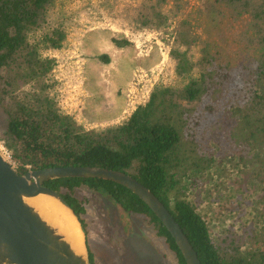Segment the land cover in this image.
<instances>
[{
  "label": "trees",
  "instance_id": "1",
  "mask_svg": "<svg viewBox=\"0 0 264 264\" xmlns=\"http://www.w3.org/2000/svg\"><path fill=\"white\" fill-rule=\"evenodd\" d=\"M71 1L0 0L1 134L17 171L99 167L126 173L166 206L202 264H264V225L215 238L203 215L205 194L216 193L218 206L229 201L234 210L264 216V0H202L209 24L229 33L224 42L197 34L188 0L126 3L122 27L162 33L170 44L173 82L163 77L120 123L91 130L66 112L64 85L55 75L58 54L86 14ZM113 43L130 45L126 39ZM101 59L110 63L108 56ZM46 186L79 219L86 210L76 192L83 187L128 215L148 217L178 264H186L168 230L129 189L99 179Z\"/></svg>",
  "mask_w": 264,
  "mask_h": 264
},
{
  "label": "rangeland",
  "instance_id": "2",
  "mask_svg": "<svg viewBox=\"0 0 264 264\" xmlns=\"http://www.w3.org/2000/svg\"><path fill=\"white\" fill-rule=\"evenodd\" d=\"M188 1L190 5L187 11L197 20V34L224 42L229 33L209 24L202 10V0ZM71 2L75 10L86 11V14L77 27L71 30L68 48L58 54L61 64L55 75L64 85L65 110L74 115L79 124L90 130L120 123L147 99L163 77L170 83L173 82L171 70L168 71L170 44L164 40L162 33L135 32L131 28L127 30V27L121 26L125 23L119 16H124L126 3L136 6L138 0ZM92 7L98 10H92ZM115 39H126L130 45L118 48L113 43ZM166 39L171 41L172 38L168 35ZM102 56H108L110 63L101 59ZM5 125L6 119L0 108V151L3 147L7 149L1 134ZM76 193L77 196L88 199L89 206L84 221L89 235L87 243L89 239L95 256L99 249L96 264H116L114 261L118 254L114 252V234H117V230L112 232L109 227L103 199L89 193L87 188H79ZM198 193L193 196H200ZM215 196L216 193L210 196L206 193V208H203V215L209 220L211 233L215 238H219L224 230L232 229L240 235H246L254 229L259 231L264 225V216L253 215L255 209L245 210V207H242L234 210L229 201L218 206ZM246 204L250 205L251 201L248 200ZM212 213L216 216L211 221L209 214ZM131 219L136 220L137 226L158 248L167 264H178L177 256L169 248L164 237L158 234L157 228L148 217L135 215ZM146 264L151 263L146 260Z\"/></svg>",
  "mask_w": 264,
  "mask_h": 264
},
{
  "label": "water",
  "instance_id": "3",
  "mask_svg": "<svg viewBox=\"0 0 264 264\" xmlns=\"http://www.w3.org/2000/svg\"><path fill=\"white\" fill-rule=\"evenodd\" d=\"M61 179H99L119 184L143 201L168 230L186 264H202L166 206L132 176L99 167H55L21 175L0 151V264H91L87 236L79 217L60 193L46 183ZM47 197L75 219L83 236L79 251L69 237L31 203Z\"/></svg>",
  "mask_w": 264,
  "mask_h": 264
},
{
  "label": "flooded vegetation",
  "instance_id": "4",
  "mask_svg": "<svg viewBox=\"0 0 264 264\" xmlns=\"http://www.w3.org/2000/svg\"><path fill=\"white\" fill-rule=\"evenodd\" d=\"M88 191L89 193L94 194L100 199H103L102 201L108 214L109 227L112 232H115V229L117 230V234H114L116 241H114L116 247L114 252L118 254V257L114 261L116 264H146V260H148L151 264H167L158 248L154 245L153 242L145 237L144 232L140 229L139 226H137V224L135 223L136 220L131 219L135 215H128V213L123 212L104 195L94 190L88 189ZM77 198L82 203L83 208L88 211V199L85 200L80 196H77ZM85 214L86 212L82 213L80 219L84 222V230L88 238V229L84 221ZM164 239L165 242H167L166 238ZM92 242L93 244L95 243L94 241ZM88 248L90 260L92 259V264H96V258H98L99 256V249H97L95 256L94 252H92V244L89 239Z\"/></svg>",
  "mask_w": 264,
  "mask_h": 264
},
{
  "label": "bare ground",
  "instance_id": "5",
  "mask_svg": "<svg viewBox=\"0 0 264 264\" xmlns=\"http://www.w3.org/2000/svg\"><path fill=\"white\" fill-rule=\"evenodd\" d=\"M31 203L38 207L49 221L58 226L79 251L83 250L82 233L75 219L67 209L58 202L47 197L37 198L32 200Z\"/></svg>",
  "mask_w": 264,
  "mask_h": 264
},
{
  "label": "built area",
  "instance_id": "6",
  "mask_svg": "<svg viewBox=\"0 0 264 264\" xmlns=\"http://www.w3.org/2000/svg\"><path fill=\"white\" fill-rule=\"evenodd\" d=\"M1 153L3 154V156L5 157V159L14 167L17 169V164L13 161L12 159V154L11 152L6 149V148H2L1 149Z\"/></svg>",
  "mask_w": 264,
  "mask_h": 264
}]
</instances>
